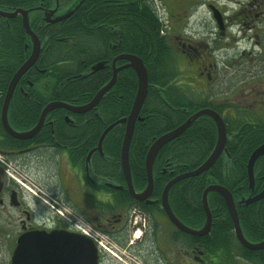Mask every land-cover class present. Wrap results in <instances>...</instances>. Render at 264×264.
<instances>
[{"label":"flooded vegetation","instance_id":"af4514ba","mask_svg":"<svg viewBox=\"0 0 264 264\" xmlns=\"http://www.w3.org/2000/svg\"><path fill=\"white\" fill-rule=\"evenodd\" d=\"M86 1L87 0H34L32 6H25L24 4L10 5L6 2L0 3V9L4 11L13 12L17 6H22L23 10H28L30 27L33 30L32 32H36V34L40 35L42 43L40 44V48H38L36 61L32 67L27 69L26 75H30L33 72H37L39 74L44 73L49 76V80L46 83H52L50 78V76H52L51 73H57L58 69L62 70L64 67H71L74 61L76 67H78V56H80L78 55V47L67 52L63 48L58 47V45L62 46L61 43H66L63 41L65 39L61 36V34L66 35L67 40L69 39L68 41H70V43L66 44L67 46L74 43V41L70 39L71 36L69 37V31L67 30L72 29L73 25H77V27H79L78 21L81 19V8ZM257 1L258 0H248L246 3L239 2V8L236 12L241 17V20L237 21L235 20L236 18L232 19L231 15L226 12V9L223 7L208 2L207 4L209 7H207L211 10V14L213 16L214 30L216 34L220 36L219 38L223 36L225 40L232 38L235 41L236 39L235 43L237 44L244 38H252L253 36L251 37V35L238 37V35L234 36L232 33L236 26L234 23H238L241 29H243L244 26L247 27V29H254L255 25L250 21H254L255 18L264 17V9L257 11L258 7L262 5L261 3H255ZM72 6L75 8L73 12L67 15V17H63L62 15L72 9ZM185 6L186 7L183 6V9L179 12H173L170 10L169 13H167L166 16H168V24L166 25L167 28L164 31V37L169 40V47L173 52V57L176 59L175 69L177 74H180L181 71H188L186 78L190 80L189 85H191L192 88H196V90L200 92L198 94L201 95L199 98V104H197L199 108L193 110L186 117V120L203 108H211L222 116L221 119H223L225 123L228 134L231 131L233 132L231 128H234L235 132H238V129H236L238 122H236L233 127L231 125V121L240 120L237 116L238 112L236 109L237 106H240L239 104H233L236 107L232 109L226 107L222 108L226 103L219 100L214 102L218 107H215L213 104L210 106H206L205 104V94H209L211 92L220 93L224 90L221 87L225 83L222 80V72H224L228 66L224 63V56L221 57V61L219 60L221 55H219L220 48L218 47L217 42L214 40L209 42L203 38V35L199 38H194L193 27L190 25L191 22L187 23L191 13V5L187 2ZM213 7H216L222 14L223 21L221 25L214 16ZM22 17V13H18L17 16L0 15V31H4L5 34L4 40L2 37L0 38V57L16 53V49H12L10 47L7 33L13 27L12 23L15 22V18H20L22 20ZM247 17L251 20H246ZM234 20L236 22H234ZM43 23H45V26H43ZM80 24L82 23L80 22ZM19 29V38L17 32H14L12 37L18 39L19 43H26L28 53L24 58L25 60L28 59L31 53L34 52L32 48V39L34 35L27 31L25 25ZM57 29H59V33L56 32ZM53 35L56 40L53 39ZM256 35L257 34L255 33L254 36ZM256 42L259 43L258 40ZM108 45L113 51L114 45ZM110 49L108 47V50L106 51L107 55L100 58L98 61H106L104 66L94 72L107 69V71H111L113 73L114 69L111 70L109 67L107 57L114 59V57L116 58L120 54L126 53L121 51L119 54L112 55ZM50 50H52L51 53L55 56V59H59L56 66L53 68L54 70H47L45 66L43 67L40 63L41 58H38L40 55L43 56ZM241 53L244 54L245 50ZM61 58L66 59L60 60ZM69 58H75V60H69ZM234 58L236 57L234 56ZM24 60H22L21 63H23ZM117 60L119 66L124 65V63H126L125 61H127L124 59L121 60V58ZM83 61L84 59L81 58L80 62L83 63ZM183 62H185V65L182 67ZM129 68L131 67H127L123 70L125 71ZM88 69V72L91 71V65ZM253 72L254 71L251 69L250 73H248L252 75L254 74ZM33 77L34 76L30 75L27 79H25L28 87H35ZM75 78H78V73ZM177 79L178 76H176L175 79L178 89L182 91L185 90V88L187 89L186 85H180ZM44 85L45 83L43 86ZM256 85V83H253L250 88L248 87V89L244 91V100L248 99V92L253 93L257 89ZM247 86L249 85H245L244 87L246 88ZM112 88L107 92L109 93ZM21 94L28 96L27 89L23 84L16 86L13 94L15 102L17 99L23 98L20 97ZM5 95L6 90H0V102L4 100ZM251 100L252 102L249 103L250 106H253L254 104L259 106V104L264 103V99H259L257 96ZM243 102L248 103V101ZM221 103L224 104L222 105ZM95 113L96 112H94V114ZM83 114L85 113L78 114V122L82 118L81 115ZM228 115L230 116L226 119ZM141 116L146 118L143 114H141ZM85 117L89 118L86 114ZM202 117L211 119L208 116ZM198 119H200V117L193 121L182 133L178 134L177 137L166 142L161 147L157 155V159H159V161L155 164L153 169L154 185H152L153 187L150 194L145 196L143 199H137L131 194L128 187V181L126 177H124L125 175L123 173L121 163L119 168H114L113 162L105 156V152L102 153L101 151L94 150L97 147L96 145L92 152L91 148L93 146L87 149V147H84V141L78 139L77 145H70L72 148L78 147V152L84 154V156L82 155V157L79 158L78 163L73 158L76 154L73 153L75 154L73 155L69 153L71 152L69 148L68 150L65 149L63 152V154H66V158L61 155L57 158L58 163H56V161L54 162L55 167L57 168L58 179H49L50 184L53 185V187H51L52 190L58 191L62 197L71 200L77 206V211H80L81 214L87 218L98 231H100V234L94 240L97 252L96 264H259L256 257H247L237 246H233L232 242L220 244V247L211 245L210 234L212 231H215L216 227H221L218 225L223 219L221 213L218 212L215 207L211 231L201 236L192 235L180 229L178 224L172 219L170 214H168L165 207H163L162 195L165 186L180 175L194 171L198 166L193 168H184L183 164L179 163V161L174 159L172 160L166 155L161 154L163 153L162 149L168 145V143L175 142L174 146L181 143L180 138L183 133L189 130V128H191L198 121ZM46 120L44 121L42 127H40L37 134L28 139V145L24 149L35 148L38 145V142L35 140L36 138H39L38 136H40L41 130L47 126H54V121L49 122ZM211 121L214 123V130L218 133L216 130V123L212 119ZM184 122L185 121L182 120L178 125L155 137L158 138L169 131L176 129ZM36 123L37 122H35V124ZM35 124L29 126L27 129L33 127ZM72 124L75 126L77 122H73ZM124 127H126V125H124ZM52 138L53 142H41L44 149H48L51 152H53L56 145L59 144L55 135H53ZM230 148H232V146H230L227 142L226 149L228 150ZM6 151L10 155L16 153V150L13 149H6ZM89 154L90 157L88 158ZM230 165V160H228L223 164V168L227 171V167H230ZM1 171L2 170H0V262H9L8 264H11L13 250L16 247L15 245H17L18 238L22 233L24 234V232L36 229H45L47 231L61 229L74 232L65 227L61 222L54 219L50 220L47 216H45L43 211L33 202L28 200L21 189L14 183L10 182ZM66 171L68 172V175L65 183L61 176L67 174ZM231 171L232 169L229 168L227 172L231 173ZM211 172L212 168L210 167L200 174L181 178L170 186L168 192L170 208H172L174 216L187 227L200 229L205 222L206 215L203 222H201L200 214V216L197 217L194 216L195 213L182 211L179 208V199L182 197L183 200L184 198L186 199V197L182 195L178 196L177 193L185 185H187V189L190 188V191H192L193 184L190 179L193 177L199 175L203 176L206 174V178L211 180ZM132 183V187L136 191L141 192L146 188L148 178L146 182L138 183L135 179V175L133 174ZM67 184L69 186H67ZM253 187L255 188V185ZM261 190L247 195L237 192L235 200L237 201L236 203L238 205V209H242L250 204L261 201L263 197L251 202L244 201V199L255 196ZM188 199L187 207L193 208V201L190 197H188ZM3 213L9 218L5 224L6 226L2 225L1 217ZM236 250H239V252H236ZM253 254L254 253H252V255ZM236 259H239V262L236 261Z\"/></svg>","mask_w":264,"mask_h":264},{"label":"trees","instance_id":"16d2710c","mask_svg":"<svg viewBox=\"0 0 264 264\" xmlns=\"http://www.w3.org/2000/svg\"><path fill=\"white\" fill-rule=\"evenodd\" d=\"M13 2H21L22 0H12ZM0 3H5V0H0ZM82 9L84 19L78 21V26L73 25L72 29L67 30L70 34L78 33V40H85L84 47L78 43V67H76L75 61L71 67L63 68L65 77L67 78V84L55 75L56 83H46L44 88L49 91L50 94L45 95L42 91H38L35 87H28L25 79L30 75H26L22 84L25 86L28 92V96L21 94L20 97L25 98L23 102H20L18 107L25 115L28 122V127L35 124L39 118L40 108L47 103L50 99H64L65 94L68 92H75L78 98L81 100H88L95 92L104 85L111 77L112 72L107 69H102L98 72H88V68L93 63L99 61L100 58L107 54H96L93 50L98 48L102 52V46L104 48L114 45L113 51L110 49L112 55H116L122 52H132L142 56L146 60V55L149 51H153V54H158V60L153 62H147V68L149 71V79L151 84L145 103L142 107V114L146 116L145 121L136 126V131L133 135L131 147H130V166L134 172L135 179L138 183H144L147 181L145 159L148 148L154 137L160 135L166 130L178 125L184 118H186L189 112L198 109L196 102L199 101L188 96L184 91L178 89L175 83L176 74L175 65L171 66L170 58L173 59L171 54V48L169 47V40L164 37L160 31L161 22L154 9L151 0H87ZM80 22L82 24H80ZM102 23V24H101ZM20 29L17 31L19 38ZM5 39L4 31H0V38ZM9 37V35H8ZM7 37V38H8ZM10 47L16 49L19 45L18 39L8 38ZM163 47L166 49L163 57H159L158 51ZM107 53V52H106ZM83 55V56H82ZM170 55V56H168ZM84 59L83 63L80 59ZM157 58V57H156ZM61 58L60 60H65ZM160 59H164L163 61ZM1 60V59H0ZM69 60H75V58H69ZM20 63L22 59H19ZM10 65L8 71L2 72L0 75V86L5 89L12 72L19 66ZM75 64V65H74ZM78 73V78H75ZM82 73V74H81ZM126 78V79H125ZM92 81V89L86 86V81ZM35 81V79L33 80ZM60 84L61 88L56 89ZM117 88V89H116ZM137 89V79L134 70L132 68L122 70L116 80V84L112 90L106 93L99 104L100 114H94V111H89L86 116L92 117L93 126H90L89 134L85 135L86 140L94 139L97 144L101 133L104 128L110 124L113 120L118 119L124 114H128L132 107L133 100ZM5 91V90H4ZM89 91L91 94H89ZM179 92V98L175 93ZM124 93L122 97L121 94ZM107 99H109L107 101ZM206 102V101H205ZM172 104V106H171ZM206 104V103H205ZM204 104V105H205ZM215 107H218L216 103H212ZM175 106V107H173ZM201 106V105H199ZM124 108V109H123ZM187 108V111L184 109ZM106 110V111H105ZM189 110V111H188ZM238 112L243 116L245 113ZM106 115H105V114ZM85 114L81 115L82 118ZM206 116V115H204ZM237 124L238 132H235L234 128H231L232 139L228 140L230 146H232V160L230 167L231 173H228L223 168V161L219 159L211 168V180L206 178V174L199 175L191 178L193 189H187L185 185L178 191V196H184L179 199V208L182 211H188L195 213L194 216L201 215V222L205 219V210L202 203V194L206 185L210 182L217 181L226 184L229 188H238V192L243 195L250 193H256L264 186V155L260 157L256 164V183L255 188L252 189L248 184L247 174V159L250 153L258 145L264 142V120L258 119L256 121L237 120L234 121ZM97 123V124H96ZM231 125L234 127V123L231 121ZM215 127L211 119L206 117H200L198 121L189 130L185 131L181 136V143L174 146V143H168L163 149L161 154L166 155L170 159H174L182 163L184 168H193L198 166L204 161L210 154L214 142ZM114 130V131H113ZM112 131L106 134L103 141V148L106 153L105 156L109 158L114 165V168L120 167V152L121 143L124 133V125L115 127ZM69 132L62 127L58 122L54 121V126H47L41 130L38 139H46L48 142H53V135L56 138H60ZM0 133L4 137L11 139V136L4 133L0 126ZM97 133V134H96ZM1 135V134H0ZM96 139V140H95ZM177 142V141H176ZM179 142V141H178ZM5 143V142H4ZM74 145L78 144V141H73ZM7 145V144H6ZM91 145L84 143V147L90 148ZM191 147L194 148L191 151ZM193 152L192 155L189 153ZM84 156L83 153H77L74 160L78 163L79 158ZM188 157L190 163L186 165L182 162L183 159ZM11 158V157H10ZM98 163V162H96ZM100 165V164H99ZM225 170V171H224ZM223 171L226 172L227 183H225V177ZM236 190V189H235ZM195 192L192 195V192ZM188 197H191L193 201V208L187 207ZM210 205L214 212V207L220 212L223 217L221 223L215 228V231L211 232L210 243L212 246H221L220 244H226L232 242L234 234L230 232L233 228L232 218L230 217L225 200L217 192H211ZM261 202H255L244 208L238 209L241 223L245 233L247 231L257 239H264V211L261 209ZM200 214V215H199ZM214 225V224H213ZM217 225V224H215ZM228 229V230H227ZM228 231V232H227ZM232 235H228V234ZM242 253L250 258L256 257L259 264H264V250L254 251L248 249L239 244ZM252 253H254L252 255Z\"/></svg>","mask_w":264,"mask_h":264},{"label":"water","instance_id":"95a60500","mask_svg":"<svg viewBox=\"0 0 264 264\" xmlns=\"http://www.w3.org/2000/svg\"><path fill=\"white\" fill-rule=\"evenodd\" d=\"M70 9L66 14L62 15L63 17H67L73 10ZM215 16L219 22V24H222V16L217 11V9H214ZM22 13L24 17V22L26 24V29L29 33L33 34L32 29L30 27L29 23V17H28V10L26 9H16L13 12H8L0 9V15L4 16H13L15 14ZM38 49L34 50L32 55L27 59V61L16 71V74L13 76L10 85L8 86V90L5 97V102L2 108V118H3V124L8 131L9 134L14 135L18 138H31L37 132L40 130V127H42L46 114L51 111L54 108L57 107H64L67 106L68 108H71L75 110L78 113L86 112L91 107L95 106L96 103L100 101L102 96L104 95V92H107L116 81L117 75H118V69H114L112 78L103 85L98 92L94 95L92 101L86 105H78V106H70L66 105L65 102L61 101H51L49 102L45 107L41 115L39 116V119L37 123L29 128V130L26 131H15L8 122L7 118V112H8V104L10 101V98L12 96V93L17 86V83L23 73L34 63L37 57ZM117 58H123L125 60H128L129 62L126 65L132 66L134 70L138 73V89L136 90V96L131 108V112L128 116H124L117 121L111 123L106 127V129L102 132L98 146L94 149H98L102 152V142L105 137V134L114 126V124L123 122L126 124V131L123 138V145L121 150V164L122 169L124 171V174L128 181V187L133 194V196L137 199H143L145 196L149 195L152 189V185H154V176H153V165L154 160L161 149V147L174 137L178 136V134L182 133L192 122L195 120L199 115L201 114H207L210 115L216 122L217 130H218V140L217 144L214 150H212V153L208 156V158L204 161L202 165H200L196 170L184 173L183 175H180L179 177L175 178L174 180L170 181L163 191V207L167 210L168 214L172 217V219L178 224L180 229L183 231L193 234V235H205V233H208L212 226V212L211 208L209 206L208 202V193L211 191H217L220 194H222L226 200V203L228 205L229 213L232 217V220L234 222L235 227V233L237 235L238 240L245 246L252 248V249H263L264 248V240L253 243L250 242L245 235H243V230L240 224V218L237 211L236 203L234 201L232 193L230 191L220 185V184H210L208 185L204 192H203V206L206 212V221L201 229H193L190 227H187L186 225L182 224V222L174 216L172 212V208H170L169 201H168V192L170 189V186L174 184L177 180L187 177L196 175L199 173H202L209 169L214 161L217 160L219 155L222 152V149L225 145V139H226V126L221 119V115L218 114L213 109L204 108L190 116L183 124L178 126L176 129L169 131L168 133L154 139L153 143L151 144L145 159V165L147 170V176H148V184L145 188V190L141 192H136V190L132 187V175H131V166L130 165V156H129V149H130V142L133 136L134 132V126L135 122L139 116V112L142 108V105L147 97L148 94V88H149V78L147 73V67L144 65L143 61L138 58L136 55L129 54V53H123L120 54ZM114 62H116L114 60ZM105 61L98 62L92 66L93 70L100 69L104 66ZM264 154V143L260 144L255 150L252 152L250 159L248 161V174L250 178V184L253 187L254 185V179H255V173H254V164L256 162V159L259 158V156ZM90 157V154L88 158ZM1 170V169H0ZM264 197V189L260 191L258 194H256L253 197L244 199L246 202H251L257 199H260ZM15 249L13 251L12 255V264H96L97 262V252H96V246L94 242H92V239L89 237L76 233V232H70L66 230L56 229L51 231L46 230H33L22 233L20 237L18 238L17 245H15Z\"/></svg>","mask_w":264,"mask_h":264},{"label":"bare ground","instance_id":"6f19581e","mask_svg":"<svg viewBox=\"0 0 264 264\" xmlns=\"http://www.w3.org/2000/svg\"><path fill=\"white\" fill-rule=\"evenodd\" d=\"M6 3H9L10 5H16V4H20V5H27V6H32L33 5V2L34 0H22L21 2H13L12 0H5ZM151 2L153 3V6H154V9L157 13V16L159 17V20L161 22V27H160V31L162 33V29L166 27V25L168 24L166 22V16L165 14H163L162 12H160V9L158 7V5L156 3L153 2V0H151ZM16 9H23L22 6H17ZM15 9V10H16ZM14 10V11H15ZM18 14H15L14 16H17ZM84 14H81L80 17L81 19H84ZM13 27L8 31V35H9V38L12 37V35L14 34V32H17L19 30V28H22L24 27V25L26 26L25 22H24V17H22V20L19 18H15V22L12 23ZM43 26H45V23H43ZM42 27V26H41ZM59 29H57V33H59L60 31H58ZM34 33V37L33 36V39H32V48H33V51L40 48V44L42 43L41 41V38H40V35L39 34H36V32H33ZM33 35V34H32ZM68 35L69 37L71 36V40L74 41V43L70 46H67L66 44H69L70 41L67 40V37L66 35L64 34H61V36L65 39L63 40L64 42H66L65 44L61 43L62 46L58 45V47H61L63 48L65 51L69 52V50H72L76 47H78V43L81 45V47H84L85 44H86V41L85 40H81L79 41L78 40V33L76 34H70L68 32ZM53 39L56 40L54 38V35H53ZM56 43V42H55ZM54 43V44H55ZM21 44V45H20ZM161 49L158 51L159 53V57H163V53L162 51H165L166 49H164L163 47H160ZM108 50V47L104 48V46H102V52L98 49V48H95L94 53L96 54V56L98 54H106V51ZM52 50L48 51L47 53H45L43 56H39L38 58H41V64L43 65V67L45 66V68L47 70H54V66H56V63L59 59H55V56L51 53ZM28 51L26 49V43L23 42V43H19V45L17 46L16 48V53L15 54H11V55H8V56H2L0 59V75L1 73L4 71H8V68L9 66L11 65H16V63H19L20 65L12 72V75H11V78L6 86L5 89H3L1 86H0V90L3 91V90H6V93H7V90H8V86L10 85V82L13 78V76L16 74V71L27 61V59L24 60V58L26 57ZM126 53H129V54H133V55H136L138 58H140L144 65L147 67V62H153L154 60H158V54L156 52V54H153V51H149L146 55V60H144L142 58V56L138 55V54H135V53H132V52H126ZM171 54L173 56V52L171 50ZM32 55V53H31ZM30 55V56H31ZM39 55V54H38ZM170 56V55H168ZM157 57V58H156ZM37 58V57H36ZM19 59H22L24 60L23 63H20ZM114 60L116 62H114ZM160 60H164V59H160ZM36 61V60H35ZM34 61V62H35ZM107 61L109 63V67L112 69H118V73H120L123 69L127 68V67H131L130 65H126L129 61H125L126 63H124V65H120L117 63V59L114 57V59H112L111 57H107ZM22 62V61H21ZM43 62V63H42ZM34 64V63H33ZM32 64V65H33ZM32 65L30 67H32ZM29 67V68H30ZM28 68V69H29ZM132 70H134V68H132ZM135 72V76H136V79H137V89H138V73L136 70H134ZM26 73H27V70L25 71V73H23L17 83V85H20L22 84V82L24 81L25 77H26ZM147 73H148V78H149V71H148V68H147ZM52 76H50L51 80L53 83H56V79H55V75L56 73H51ZM33 77V80L35 79V88L38 90V91H42L45 95L47 94H50L49 91H47L44 87H41L44 83H46L48 80H49V76L44 74V73H37V72H33L32 74H30ZM113 76V73L110 77V79L112 78ZM57 77L58 79L62 80L64 83L63 84H67V78L65 77L64 75V72L62 70H59L57 71ZM45 79H48V80H45ZM109 79V80H110ZM126 79V78H125ZM45 80V81H43ZM86 83V86L85 87H89V89L91 90L92 89V81L88 80L85 82ZM116 84V81L114 82L113 84V87L114 85ZM61 86L60 84L56 87V89H60ZM16 89V87H15ZM14 89V91H15ZM100 89V88H99ZM98 89V90H99ZM117 89V88H116ZM136 89V90H137ZM98 90L95 92V94L98 92ZM135 90V91H136ZM14 91L12 93V96L10 98V101H9V104H8V112H7V118H8V122L10 123V126L15 130V131H26V129L28 128V122H27V118L25 117V115L21 112V110L19 109L18 105L20 102H23L25 100V98H20V99H17V101L15 102L14 100V97H13V94H14ZM107 92H104V95L106 94ZM137 93V91H136ZM136 93H135V96H136ZM89 94H91V92L89 91ZM76 93L75 92H68L67 94H65L64 96V99H50L47 103H45L42 108H40V114L39 116L41 115V113L43 112L44 110V107L51 101H61V102H65V104L67 105H70V106H78V105H86L88 103H90L94 97V95L89 98L88 100H81V98L78 96H75ZM103 95V96H104ZM122 97L124 96V93L121 94ZM176 97L179 98L180 94L179 92L175 93ZM20 96V95H19ZM49 96V95H47ZM102 96V98L100 99V101L98 103H96L95 106L91 107L88 111H94L96 112L98 115L100 114V111H99V104L100 102L102 101V99L104 98ZM6 97V95H5ZM5 97H4V100L0 102V126H1V129L2 131L6 134H8V136L10 135L11 136V139H8L6 138L5 141H4V137L2 136L3 134L0 133V160L2 158L5 159V162H1L0 161V169H3V172L7 175L10 176V178L13 179V182H16L17 184H19L20 188H21V191L26 195L27 199L30 200L31 202H33L38 208H40L44 215L45 216H48V215H53V216H57L58 218H63L65 217V214H64V202L63 200L61 199L60 196H55L53 198H50V199H45L44 197H40V196H37V197H32V192L29 191V188L27 185H30L31 183H36L38 180H39V173H43L42 174V177L45 179V184L44 186L50 191V187H48V185H51L50 182H49V175L44 171L47 169V167L50 168V166H52L53 164H55L54 162L56 161V163H58L57 161V158H59L61 155L66 158V154L64 152V150H68V148L70 149L71 154L75 153V154H79L78 152V147H75V148H72L70 147V145H74L73 144V141H78V139H80L81 141H84V143L88 144V145H93V147L91 148V151L94 149L95 144L94 142V139L91 138L89 141L85 139V135L89 134L87 132H89V129H90V126H93V122H92V117L90 118H81L78 122V112H76L75 110L71 109V108H68L67 106H64V107H57V108H54L52 109L51 111H49L46 116H45V120L46 121H49V122H52V121H56L58 122L62 127H64L65 129H67L69 132L66 133V136L63 135L62 137L60 138H56L57 141L59 142V144L56 145V148L54 149L53 152L49 151L48 149H44L43 145L41 142L43 141H48L46 139H38L36 138V142H38V145L35 147V148H31V149H24L25 147H27L28 145V139L29 138H18L14 135H11L8 133V131L6 130L4 124H3V118H2V108H3V105H4V102H5ZM135 99V97H134ZM109 99H107L108 101ZM146 100V99H145ZM134 101V100H133ZM145 103V101H144ZM143 103V105H144ZM198 104V102H196ZM142 105V107H143ZM124 109V108H123ZM184 109V108H183ZM185 111H187V108L184 109ZM88 111L86 112H82V113H87ZM106 111V110H105ZM189 111V110H188ZM129 112H131V109L129 110ZM128 112V114H126L127 116L130 114ZM192 112V111H191ZM189 112V114L191 113ZM105 114V113H104ZM142 114V108L139 112V116L135 122V126H134V132H133V135L136 131V126L138 124H141L142 122L145 121V118L141 116ZM188 114V115H189ZM195 114V113H194ZM106 115V114H105ZM201 116H204L203 114L199 115L198 117H201ZM197 117V118H198ZM196 118V119H197ZM195 119V120H196ZM139 120V121H138ZM184 121H186V118L183 119ZM193 120V121H195ZM73 122H77V124L74 126L72 123ZM97 124V123H96ZM108 126V125H107ZM106 126V127H107ZM106 127L104 128V130L106 129ZM114 129V128H113ZM113 129H111L110 131H112ZM218 129V128H217ZM216 129V130H217ZM29 130V129H27ZM103 130V131H104ZM109 131V132H110ZM114 131V130H113ZM112 131V132H113ZM125 131H126V127L124 129V133H123V138H124V134H125ZM218 131V130H217ZM97 134V133H96ZM92 136V133L89 134ZM215 136L217 137V140H218V133L215 131ZM34 137V136H32ZM177 137V136H176ZM233 135H231V133H227L226 132V141H225V145L222 149V152L221 154L219 155V157L217 158L216 161H214V163L212 165H214L219 159H221L223 161V164L225 162H227L228 160H230V163H231V160H232V154H231V151L232 149H226V143L228 142V140L232 139ZM123 138H122V143H121V150H122V145H123ZM154 138H157V137H154ZM175 138V137H174ZM173 138V139H174ZM132 139H133V136H132ZM132 139H131V142H130V147H131V143H132ZM96 140V139H95ZM172 140V139H171ZM216 140V139H215ZM217 140H216V143L215 145L213 146L212 150L215 149L216 147V144H217ZM5 142V143H4ZM98 142V141H97ZM264 143V142H263ZM7 144V145H6ZM262 144V143H261ZM151 146V144H150ZM149 146V148H150ZM259 146V145H258ZM257 146V147H258ZM256 147V148H257ZM148 148V150H149ZM6 149H13V150H16V153L13 154V155H10L7 153ZM194 148L191 147V151H193ZM212 150H211V153H212ZM255 150V148H254ZM253 150V151H254ZM189 153V155H192L193 152ZM252 151V152H253ZM93 152V151H92ZM91 152V153H92ZM129 152H130V149H129ZM148 152V151H147ZM252 152L250 153L249 155V158L247 159V170H248V161L250 159V156L252 154ZM73 154V155H75ZM121 154V152H120ZM264 155V154H263ZM261 155V156H263ZM258 159H256V162L254 164V170H256V164L258 162V160L260 159V157ZM11 157V158H10ZM33 157V158H32ZM75 157V156H74ZM73 157V158H74ZM12 159H15L13 160V162L11 161ZM228 159V160H227ZM89 160V159H88ZM159 159H157V157L155 158L154 160V164L153 165V169H154V166L156 163H158ZM205 161V160H204ZM204 161H202L198 167L200 165H202L204 163ZM182 162L186 165L189 166L190 163V159L188 157H186L185 159L182 160ZM39 165H45L44 166V170L43 171H39V170H36L37 168H39L40 166ZM193 165V164H191ZM146 166V165H145ZM197 167V168H198ZM41 168V167H40ZM196 168V169H197ZM195 169V170H196ZM246 170V171H247ZM39 171V172H38ZM147 171V170H146ZM225 171V170H224ZM223 171V175H224V179H225V183H227V176H225V173ZM45 172V173H44ZM36 173H38V175H36ZM124 173V171H123ZM134 172L131 171V175H133ZM247 174H248V171H247ZM125 175V174H124ZM194 176V175H192ZM217 183V184H220L224 187H226L230 193H232L233 195V198H234V201L235 203L237 202L235 200V195L236 193L238 192V188H235V189H231L229 188L226 184L223 183H220V182H217V181H213L212 183ZM256 181L254 179V185H255ZM209 184V183H208ZM207 184V185H208ZM248 184H249V187L252 188L251 184H250V178H249V174H248ZM206 185V186H207ZM253 185V186H254ZM206 188V187H205ZM204 188V190H205ZM264 189V186L262 188V190ZM261 190V191H262ZM131 192V191H130ZM138 192V191H136ZM204 192V191H203ZM218 194H220L219 192H217ZM132 194V193H131ZM195 192L193 191L192 192V195H194ZM133 195V194H132ZM223 199L225 200L224 196L222 194H220ZM202 197H203V194H202ZM191 198V197H190ZM208 200L210 201V199L208 198ZM261 203V209L264 211V197L261 201H259ZM202 203H203V200H202ZM226 204V208H227V211L229 213V209H228V205L226 203V200H225V203ZM237 203H236V207H237ZM74 213H77V211H72ZM230 214V213H229ZM222 215V214H221ZM213 216V214H212ZM233 222V220H232ZM205 223V222H204ZM87 227L88 228H95L94 225L92 223H88L87 222ZM228 230V229H227ZM228 232V231H227ZM230 232H232L234 235H235V227H234V222H233V228L230 229ZM229 236L232 235V234H228ZM245 237L250 241V242H253V243H258L264 239H257L255 238L252 234H250L248 231H247V234L245 235ZM232 244L233 246H237V239H236V236H234V238L232 237ZM242 246L248 248V249H251L253 250L252 248H249L243 244H241Z\"/></svg>","mask_w":264,"mask_h":264},{"label":"rangeland","instance_id":"374dc122","mask_svg":"<svg viewBox=\"0 0 264 264\" xmlns=\"http://www.w3.org/2000/svg\"><path fill=\"white\" fill-rule=\"evenodd\" d=\"M153 2L158 5L160 12H162L165 15H167V13H169L170 10L173 12H179L183 9V6L186 7L185 4L187 2L190 3L191 13H190V17L187 20V23L191 22L190 25H192L193 27L194 38H199L201 35H203V38L205 40L209 42H212L214 40L215 42H217V45L220 48L219 55H221L219 57V60L221 61V57L224 56L223 58L224 63L228 66V68H226V70L222 72L223 74L222 80L225 83L221 87L224 90L220 93L211 92L209 94H205L206 106H210L212 103L218 100L226 103L225 106H223L222 108L226 107L232 109L236 107L235 105L239 104L240 106L236 107L237 112L238 110H240V112L245 113L246 116L243 117L238 112L237 116L239 117V119L245 121H256L258 119L264 120V103L259 104V106H256V104H254L253 106L249 105V103L252 102L251 99H254L256 96L259 99H264V17L255 18L254 21H250L251 19H249V17L246 18V20L254 23L255 25L254 29H247V27L245 26L243 29H241L238 23H234L236 24L235 29L232 33L234 36L237 35L238 37L243 35H251V37L253 36L252 38H246V39L244 38L237 44L235 43L236 39L235 41L232 38H230L229 40H225L223 36L219 38L220 36L216 34L214 30L213 16L211 14V10L208 8L209 6L207 3L211 2L213 4L223 7L224 9H226V12H228L231 15V18L232 19L236 18L235 20L237 21V20H241V17L236 12L239 8V2L246 3L248 2V0H153ZM255 3L262 4L260 7H258L257 11L264 9V0H258ZM167 17L168 16H166V22L168 23ZM235 20L234 22H236ZM171 23L173 24L172 21ZM166 28L167 26L165 27V30ZM255 33L257 34L256 35L257 37L254 36ZM162 34L164 35V31H162ZM257 40L259 43L256 42ZM243 50H245L244 54L241 53ZM234 56L236 58H234ZM170 62H171L170 63L171 66L173 67V63L175 65L176 62L175 57H173V59L170 58ZM184 63L185 62L182 63V67L185 65ZM251 69L254 71L253 72L254 74L252 75L249 74ZM187 73L188 71H181L180 74L179 73L176 74V76H178L177 81L180 85L182 84L186 85L187 89L185 88V90L183 91L188 96L199 101L201 95L198 93L200 92H198L196 88H192L191 85H189L190 80L186 78ZM253 83L257 84L256 85L257 89L253 93L248 92L247 93L248 99L244 100L245 97L244 91L247 90L248 87L250 88L251 84ZM245 85H249V86L245 88L244 87ZM242 100L248 101V103L243 102ZM221 104L223 105L224 103ZM229 116L230 115H228L226 119H228ZM232 122L235 125L234 120H232ZM39 166L41 168L39 167L36 170L43 171L45 165L43 166L39 165ZM44 171L46 173L48 172L47 174L51 176V180L58 179L57 168L55 167V164L50 166V168L47 167V169ZM55 172H56V176H55ZM66 173L67 174L61 176L63 181L66 180V177L68 175L67 171ZM36 175H38V173H36ZM39 179L43 184H45V179L42 178V175H39ZM67 186L69 185L67 184ZM48 187H50L51 189L53 185H48ZM1 220H2V225L6 226L5 224L7 223L9 218L6 216V214L3 213ZM236 252H239V250H236ZM236 261L239 262V259H236ZM8 263L9 262H0V264H8Z\"/></svg>","mask_w":264,"mask_h":264},{"label":"built area","instance_id":"2783aa9c","mask_svg":"<svg viewBox=\"0 0 264 264\" xmlns=\"http://www.w3.org/2000/svg\"><path fill=\"white\" fill-rule=\"evenodd\" d=\"M1 162H5V159L2 158L0 160ZM29 190L36 193L40 190L39 187L35 183H31L30 185H27ZM64 214H65V219L68 220L72 224L73 227L77 229H81L88 235L92 237L97 236V231L94 228H88L87 222L82 219V217L78 213L72 212L71 209H69L66 205H64Z\"/></svg>","mask_w":264,"mask_h":264},{"label":"crops","instance_id":"0c3cea01","mask_svg":"<svg viewBox=\"0 0 264 264\" xmlns=\"http://www.w3.org/2000/svg\"><path fill=\"white\" fill-rule=\"evenodd\" d=\"M43 173H39V175H42ZM43 178V177H42ZM49 179H51V176H49Z\"/></svg>","mask_w":264,"mask_h":264}]
</instances>
